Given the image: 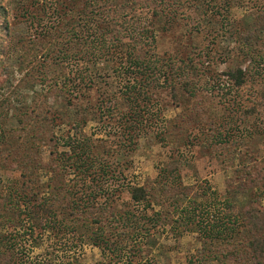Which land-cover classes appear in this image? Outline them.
Masks as SVG:
<instances>
[{"label": "rangeland", "instance_id": "1", "mask_svg": "<svg viewBox=\"0 0 264 264\" xmlns=\"http://www.w3.org/2000/svg\"><path fill=\"white\" fill-rule=\"evenodd\" d=\"M250 1L249 6L235 4L225 29L213 26V36L197 35L191 44L184 23L160 31L157 53L178 58L198 53V45L200 51L210 53L202 58L209 70L205 80L228 82L231 68L249 66L243 58L242 38L252 25L248 16L254 13L249 12L264 0ZM158 2L113 0L112 5L130 12L127 18L134 26L144 16L150 23L153 9H160ZM0 6L4 10L0 14V116H8L0 152H15L14 160L10 156L0 161L5 180L0 182V190L7 197L13 192L7 202L0 200V238L5 245L15 244V264H189L202 245L197 233L190 230L191 222L187 223L192 217L212 223L227 220L230 210L238 214L245 207L264 210V81L249 82L238 90L226 86L205 90V95L193 100L179 87L154 90L156 113L147 116L143 135L132 140L125 126L118 125L122 113L130 111L112 73L115 62L98 63L94 86L72 94L74 104L67 109L68 94L61 86L76 69L70 66L72 62L58 64L59 49L50 51L58 44L51 37H35L31 23L37 20L21 17L30 9L48 26L51 17L64 16L53 27L60 42L70 23H77L84 9L82 0H2ZM101 24L105 26L104 21ZM246 112L251 113L249 117ZM78 154L95 161L93 170L102 168L98 164L102 159L120 172L110 183L114 196L107 206L86 192L80 193L84 203L76 206L64 194L68 191L58 189L73 183L70 163ZM21 172L32 173L29 179H33L23 192L25 199L18 193L21 177L19 186L11 181ZM50 184L53 193L46 188ZM136 186L147 190L146 203L137 205L131 200V189ZM36 192L39 200L32 198V205L26 208L28 195ZM233 192L238 194L239 204L227 199ZM110 208L124 220L130 213L136 217L134 224L154 221L157 228L137 243L130 241L132 249L115 248L121 237L107 241L118 225L112 222ZM244 236L239 235L236 242L243 255V245L253 234Z\"/></svg>", "mask_w": 264, "mask_h": 264}, {"label": "trees", "instance_id": "2", "mask_svg": "<svg viewBox=\"0 0 264 264\" xmlns=\"http://www.w3.org/2000/svg\"><path fill=\"white\" fill-rule=\"evenodd\" d=\"M169 1L167 3L165 0H160V3L158 2L159 6L154 3L160 9H153L154 19L150 23L146 21L147 17L144 16L143 21L139 17L135 20L134 26H132L128 20L130 17L127 18L130 12L124 13L118 6H113V0H82L84 9L79 13V18L77 17L76 20L77 23H70L68 31L62 35L60 42L58 41L60 36L55 38L53 35L55 21H61L64 17L59 12L58 15L61 17L54 20L51 17L49 22L51 25L48 26L45 25L46 20L40 21V18L37 19V16L30 9L23 12L21 17L37 20V23H31V26L36 28L37 34L35 37L40 34L39 39H49L51 37L55 45L58 44L56 48L50 50L54 52L59 49L57 51L58 64L72 62L70 66L76 69L74 73L72 70L70 71L73 77H69L61 86V88H65L68 94L67 109L74 104L71 97L72 94L77 95L79 90L94 86V80L98 77L94 69L98 63L102 62L106 65V63L115 62L116 69L113 68L112 73L115 74L116 80L119 82V94L122 95L125 101L124 106L130 111L129 113H122L123 118L118 121V125L125 126L126 131L132 135L129 138L134 140V137H141L143 135L141 132L147 130V116L149 114L155 115L156 113L154 110L158 103L152 98L154 90L169 88V86L171 89L177 90L179 87L193 100L197 96L204 94L205 90L207 92L215 91L220 86H226L230 90H238L249 82L255 84L256 80L264 81V3H261V1L255 3L257 8L249 12L251 14L254 13V16H248V19L252 21V25L248 28V34L242 38L243 47L241 50L243 58L245 62H249V66L245 68L243 66H234L227 72L228 82L222 81L217 84L213 79L205 80L209 70L202 58L208 56L209 52L204 49L200 51L197 45L195 50H198V53L193 51V54H182V57L178 55V58L177 55L175 57L160 55L156 50L158 33L172 30L176 25L181 26L184 23L185 27L189 29V31L187 29V32L191 38L189 42L191 44L194 42L193 37L197 35L213 36L211 29L213 26H222L225 29L229 25L228 20L235 4L238 6H249L251 1ZM37 4H33V6H38ZM2 12L4 10L0 6V14L4 15ZM65 14L67 15V13ZM192 14L193 17H191ZM106 16H108L107 20H105ZM102 18L101 23L105 22L104 27H102L101 23H98L99 19ZM221 29L218 28V31L221 32ZM55 40L58 42H55ZM47 55L50 56L48 53ZM203 80L205 81L204 83H202ZM19 89L18 85L16 91H19ZM223 96L226 97L227 94ZM8 112L10 111L8 110ZM250 114L246 112L245 117H249ZM109 115L113 114L109 113ZM7 119L8 116L6 118L0 116V145L4 144V139L7 136V131L4 129ZM105 119L106 122L110 120V118L107 120V116ZM219 140L221 141L222 139ZM7 153V155H4L2 151L0 152V161H6L10 156V159L14 160V150L10 149ZM71 160L70 168L74 181L66 187L61 185V189H58L68 191V193L64 194L71 199V204L74 203L76 206L79 205L80 201L84 203L82 196H80V193L83 194V192H86L87 196L94 195L99 197L106 204L109 198L114 196V187L110 186V183L114 178L118 177L120 172L114 170L113 164L106 163L102 159L98 163L102 168L93 170V168H96L95 161L91 157L86 159L82 154L75 155ZM101 171L103 172L100 173ZM29 172H21L16 177L17 180H11L19 186V177H21L20 190L18 191L20 199L26 198L23 192L28 188L29 184L33 183V179H29L32 173ZM262 179L264 180V176H262ZM0 182H5L3 172H0ZM46 188L51 191L53 189L52 184ZM12 194L13 192L8 195L10 199ZM236 195L238 194L233 192L227 199L239 204ZM39 196V192L31 194V196L28 195V200L25 202L26 208H30V205H32V198L37 199ZM8 197L6 193L2 194L0 190V200L7 202ZM148 197L147 190L144 187L136 186L131 189V200L137 205L146 203ZM20 201L19 199L17 200V202ZM231 201H228V204H233ZM31 210L29 209L27 212ZM110 210H112V222L118 223V225H115L116 229L110 232L107 241L114 242L112 241L114 238L121 237L120 244H115V248L132 249L134 246L129 245L130 241L137 243L138 238L151 236L154 232L153 230L157 228V224L154 221L145 224L136 222L134 224L133 220L136 218L134 214L129 213L127 220H124L122 216H119V213L115 212V209L110 208ZM227 218V220L211 223L206 219L192 217V220L187 222H191L190 230L192 232L194 230L197 233L198 239L202 244L197 248L196 255L189 259V264H211L214 262L219 264H264V210L259 207L247 210L245 207L243 213L239 214L230 210ZM95 220L96 223H100L99 219ZM120 224L121 226H119ZM249 233L253 234V236L243 245V248H246L243 255L240 251L241 248H238L240 247L239 243L236 242L239 235L244 234L246 236ZM72 235L76 236L74 231ZM123 243H126L127 246ZM224 243H226V246ZM5 244L4 240L0 238V264H9L11 262V264H15V244L14 246ZM221 246H225L224 250L219 249L222 248ZM6 248L10 249V252L4 250Z\"/></svg>", "mask_w": 264, "mask_h": 264}]
</instances>
